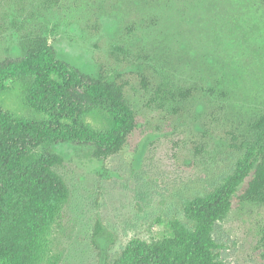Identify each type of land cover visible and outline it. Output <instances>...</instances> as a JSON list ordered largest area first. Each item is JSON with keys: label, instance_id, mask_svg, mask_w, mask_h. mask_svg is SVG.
Wrapping results in <instances>:
<instances>
[{"label": "rangeland", "instance_id": "374dc122", "mask_svg": "<svg viewBox=\"0 0 264 264\" xmlns=\"http://www.w3.org/2000/svg\"><path fill=\"white\" fill-rule=\"evenodd\" d=\"M25 32H43L81 72L123 84L136 122L103 160L91 145L57 148L69 199L49 238L54 264H114L131 238L183 220L187 200L231 175L264 114V0H0V61L20 56ZM34 82L2 80L0 111L70 123L28 100ZM81 122L99 135L114 127L103 110ZM246 183L212 236L228 263L264 264V203L244 199Z\"/></svg>", "mask_w": 264, "mask_h": 264}, {"label": "trees", "instance_id": "16d2710c", "mask_svg": "<svg viewBox=\"0 0 264 264\" xmlns=\"http://www.w3.org/2000/svg\"><path fill=\"white\" fill-rule=\"evenodd\" d=\"M57 2L42 0L45 8ZM19 48L17 59L0 61V83L32 73L35 82L28 100L71 122H37L0 111V264H54L49 238L69 199L57 171L63 163L57 148L91 145L90 154L103 160L121 149L136 122L123 84L101 74L90 76L59 58L43 32L22 33ZM52 73L62 78L55 81ZM97 110L114 121L104 135L81 122ZM254 128L220 187L187 200L184 219L165 221L159 237L131 238L114 264H230L220 256L212 228L229 211L233 194L246 179L244 199L264 203V114Z\"/></svg>", "mask_w": 264, "mask_h": 264}]
</instances>
